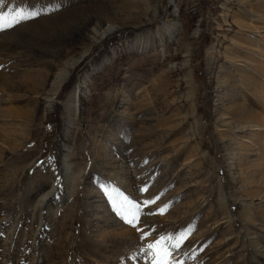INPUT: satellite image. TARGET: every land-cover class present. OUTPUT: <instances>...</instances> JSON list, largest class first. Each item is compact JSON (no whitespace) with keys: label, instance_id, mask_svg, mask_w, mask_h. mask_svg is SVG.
I'll use <instances>...</instances> for the list:
<instances>
[{"label":"rangeland","instance_id":"rangeland-1","mask_svg":"<svg viewBox=\"0 0 264 264\" xmlns=\"http://www.w3.org/2000/svg\"><path fill=\"white\" fill-rule=\"evenodd\" d=\"M23 10L0 31V264H150L182 230V264H264V0H0ZM156 196L135 227L114 211Z\"/></svg>","mask_w":264,"mask_h":264},{"label":"snow or ice","instance_id":"snow-or-ice-1","mask_svg":"<svg viewBox=\"0 0 264 264\" xmlns=\"http://www.w3.org/2000/svg\"><path fill=\"white\" fill-rule=\"evenodd\" d=\"M38 15H40V11L38 10H23L17 12L15 16L9 20L6 14H0V31L14 27L16 24L27 19L36 18ZM147 187L148 186L145 185V187L141 189V192H146ZM105 194L107 195V193ZM158 198L159 197L156 196L152 199H146L139 204L125 200L121 202L119 207L114 205V211H116L117 215L121 216L126 223L135 227L139 222L141 208L155 203ZM125 204L127 205L126 209L124 208ZM122 209L126 211L127 215L122 214ZM158 212L159 214H163L164 209H159ZM128 216H130L131 219H128ZM137 230L139 231V229ZM189 234L190 230H182L177 234L161 235L154 243H148L146 247L140 248L139 254L148 258L150 264H182V262L176 258L175 254L180 250ZM145 235L146 234H142L140 239H145Z\"/></svg>","mask_w":264,"mask_h":264},{"label":"bare ground","instance_id":"bare-ground-1","mask_svg":"<svg viewBox=\"0 0 264 264\" xmlns=\"http://www.w3.org/2000/svg\"><path fill=\"white\" fill-rule=\"evenodd\" d=\"M113 27H107L106 29H105V31L102 33V36H104L106 33H110L111 31H113ZM67 73L68 72H66L65 71V73H64V77L67 75ZM76 98H77V96H76V92H75V94H74V101L76 100ZM54 190V189H53ZM53 193V192H52ZM47 195V194H46ZM47 199V196H43L42 197V201H44V200H46Z\"/></svg>","mask_w":264,"mask_h":264}]
</instances>
